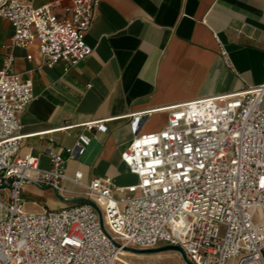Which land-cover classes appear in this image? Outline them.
<instances>
[{"label":"built area","instance_id":"built-area-1","mask_svg":"<svg viewBox=\"0 0 264 264\" xmlns=\"http://www.w3.org/2000/svg\"><path fill=\"white\" fill-rule=\"evenodd\" d=\"M101 1L72 0L60 14L61 0H0V17L14 28L0 68V264H117L127 247L161 245L182 247L194 264H264V82L169 106L162 130L122 151L137 182L117 188L120 197L108 176L86 185L99 209L81 202L25 211L26 184L64 195L66 159L51 149L52 167L43 170L37 156L19 154V118L34 80L12 70L13 51L37 45L43 66H77L94 52L87 34ZM221 55L232 67L223 46ZM90 139L82 135L77 147ZM82 178L77 172L73 181Z\"/></svg>","mask_w":264,"mask_h":264},{"label":"crops","instance_id":"crops-1","mask_svg":"<svg viewBox=\"0 0 264 264\" xmlns=\"http://www.w3.org/2000/svg\"><path fill=\"white\" fill-rule=\"evenodd\" d=\"M19 1L41 6L55 0ZM71 4L61 0L57 12ZM13 33L0 17V68ZM87 41L94 52L68 71L43 66L37 45L13 51L12 70L34 80V98L19 118V154L37 156L43 170L52 167L51 149L61 154L62 192L70 198L85 197L86 185L99 177H110L115 191L135 183L124 180L134 174L122 151L140 134L162 130L169 106L264 82V0H102ZM91 122L102 129H89ZM82 135L91 139L77 147ZM77 172L81 184L73 181ZM23 199L33 212L68 204L32 183Z\"/></svg>","mask_w":264,"mask_h":264},{"label":"rangeland","instance_id":"rangeland-1","mask_svg":"<svg viewBox=\"0 0 264 264\" xmlns=\"http://www.w3.org/2000/svg\"><path fill=\"white\" fill-rule=\"evenodd\" d=\"M124 180L129 182H137L138 178L134 175L126 174L124 176ZM115 196L120 197L121 194L115 191ZM62 208V207H60ZM50 209H57V208H50ZM25 211L27 208H25ZM33 212V211H29ZM263 218V213L260 210H257V214L255 216V221H259ZM165 245H161L156 247L155 249L161 248ZM134 254L122 256L121 258L124 259L120 260L117 264H188L182 254L175 250H156V251H141V252H134ZM229 264H235V262L230 261Z\"/></svg>","mask_w":264,"mask_h":264},{"label":"water","instance_id":"water-1","mask_svg":"<svg viewBox=\"0 0 264 264\" xmlns=\"http://www.w3.org/2000/svg\"><path fill=\"white\" fill-rule=\"evenodd\" d=\"M57 195L62 199L64 200L65 202H68V203H81V202H88L92 205H94L96 208H98L97 204L95 202H93L92 200L86 198V197H83V198H70V197H66L64 195H61L59 193H57ZM99 209V208H98ZM128 251H134V252H141V251H156V250H175V251H178L182 254V256L184 257L185 261L188 263V264H194L193 262H191L189 260V258L187 257V254L185 252V250L180 247V246H175V245H165L161 248H158V249H155V248H152V249H135V248H130V247H127L126 248Z\"/></svg>","mask_w":264,"mask_h":264},{"label":"bare ground","instance_id":"bare-ground-1","mask_svg":"<svg viewBox=\"0 0 264 264\" xmlns=\"http://www.w3.org/2000/svg\"><path fill=\"white\" fill-rule=\"evenodd\" d=\"M132 254H134L133 252H131V251H124L123 252V256H126V255H132ZM120 260H123V261H125L124 259H122V258H120ZM120 260H119V262H120ZM118 262V263H119Z\"/></svg>","mask_w":264,"mask_h":264}]
</instances>
